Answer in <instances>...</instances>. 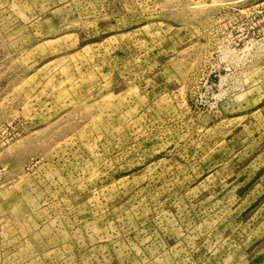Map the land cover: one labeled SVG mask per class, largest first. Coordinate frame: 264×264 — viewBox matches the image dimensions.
Here are the masks:
<instances>
[{
    "label": "rangeland",
    "instance_id": "374dc122",
    "mask_svg": "<svg viewBox=\"0 0 264 264\" xmlns=\"http://www.w3.org/2000/svg\"><path fill=\"white\" fill-rule=\"evenodd\" d=\"M0 264H264V0H0Z\"/></svg>",
    "mask_w": 264,
    "mask_h": 264
}]
</instances>
